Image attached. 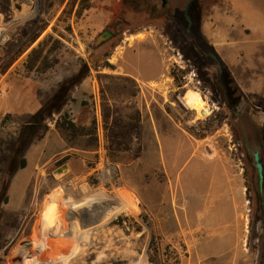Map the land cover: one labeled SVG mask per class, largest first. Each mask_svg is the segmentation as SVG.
<instances>
[{
    "label": "rangeland",
    "instance_id": "1",
    "mask_svg": "<svg viewBox=\"0 0 264 264\" xmlns=\"http://www.w3.org/2000/svg\"><path fill=\"white\" fill-rule=\"evenodd\" d=\"M186 2L0 0V264L214 259L192 251L193 237L179 233L182 222L169 204L175 185L162 164L146 171L149 157L141 156L123 176L115 162L117 151L141 152L138 84L158 75L170 83L161 86L164 103L196 113L195 148L231 150L249 195L239 259L264 264V41L238 22L229 0H195L188 16ZM103 30L113 35L100 41ZM47 35L48 68L28 69L27 53ZM195 90L211 113L183 106L185 92L197 110L210 111ZM224 93L235 115L223 105ZM253 152L263 164L261 189ZM11 159V174L4 173ZM258 201L262 223L254 221Z\"/></svg>",
    "mask_w": 264,
    "mask_h": 264
},
{
    "label": "crops",
    "instance_id": "2",
    "mask_svg": "<svg viewBox=\"0 0 264 264\" xmlns=\"http://www.w3.org/2000/svg\"><path fill=\"white\" fill-rule=\"evenodd\" d=\"M229 1L238 22L257 30L263 42L264 0ZM123 75L132 76L131 73ZM165 80L158 75V78L143 79L144 85L138 84L140 131L136 139L142 142V149L139 154L131 148L117 151L116 165L124 176V166L140 164L141 156L149 157L146 171L153 172L158 163L162 164L166 178L175 185L176 196L174 198L172 194L169 204L175 206L172 218L182 222H179V233L193 237L194 243H190L192 251L214 255L212 261L205 259L202 264L246 263V260L239 259L244 257L246 249V187L238 165L229 149L195 148L198 138L195 130L199 128L193 127L197 115L180 111L177 106L181 104L175 100L164 103L167 92L161 86L170 87ZM153 82H157V86H152ZM183 100L186 109H195L202 115L209 113L208 110H197L185 92ZM215 253L233 255H225L221 259ZM204 257L208 258V254Z\"/></svg>",
    "mask_w": 264,
    "mask_h": 264
},
{
    "label": "trees",
    "instance_id": "3",
    "mask_svg": "<svg viewBox=\"0 0 264 264\" xmlns=\"http://www.w3.org/2000/svg\"><path fill=\"white\" fill-rule=\"evenodd\" d=\"M219 2L221 1V0H218ZM215 4H217V3H215ZM87 6H88V4H86L85 5V8H87ZM50 38V36L49 35H47V36H45V37H43L42 39H40L39 41H38V43L35 45V46H33L30 50H29V52L27 53V57H26V65H27V67H28V69H33V68H39V67H41L42 69H47L48 68V65H47V58H48V56H49V53L53 50V48H51V49H49V50H46L45 48H46V44H47V40ZM236 86V85H235ZM234 86V87H235ZM236 88V87H235ZM237 89V88H236ZM222 102H223V105H226L227 103H229L228 104V106L230 107V109H231V107H232V112L234 113V115H235V113H236V108L235 107H233V104H231L230 102L231 101H229L227 98H226V96H225V93L222 95ZM196 106H198V103H194ZM227 106V105H226ZM227 106V107H228ZM138 113L139 112H137V115H136V120H139V115H138ZM41 116H43L44 117V115H41ZM64 124V123H63ZM67 128H68V130L70 131V132H74V131H76V128H75V126H74V124L72 123V122H68V125L66 126ZM241 131V130H240ZM239 136L241 137L240 138V142L242 143V145L244 146V147H246V140H245V137H244V135H243V133L241 132V134H240V132H239ZM24 142V140H22L21 141V143H23ZM21 145V144H20ZM17 151V150H16ZM16 153V152H15ZM254 153V152H253ZM252 157H253V154H252ZM260 160V159H259ZM253 161H254V157H253ZM261 162V161H260ZM262 163V162H261ZM12 164H13V160L11 159L10 160V163H9V169H6L5 171H4V173L5 172H7V174L8 173H10L11 172V168L10 167H12ZM19 167H23L24 165H25V159L24 158H22L21 160H20V162H19ZM250 165H253L252 164V161H250ZM263 165V164H262ZM254 166H255V161H254ZM255 168H256V166H255ZM11 174V173H10ZM256 178H257V169H256ZM7 181V179H4L3 177H2V179H1V184H2V187H4L5 186V182ZM249 181L252 183H254L255 182V177H254V174H252V173H250V177H249ZM246 196H247V198H249V195H248V187H247V190H246ZM260 198V194L259 193H257V200ZM254 221H255V223H257V222H263V215H262V205H261V202L260 201H258V206H256V208H255V214H254ZM174 263H177L178 262V259L176 258L174 261H173ZM259 264H261V262H259Z\"/></svg>",
    "mask_w": 264,
    "mask_h": 264
},
{
    "label": "water",
    "instance_id": "4",
    "mask_svg": "<svg viewBox=\"0 0 264 264\" xmlns=\"http://www.w3.org/2000/svg\"><path fill=\"white\" fill-rule=\"evenodd\" d=\"M161 5L165 6L167 4V0H160ZM111 35V32L108 30H103L101 33H99L98 37L100 41H104ZM254 161H255V166L257 169V186L259 189H261L262 186V181H263V165L259 160V156L257 152L253 153Z\"/></svg>",
    "mask_w": 264,
    "mask_h": 264
},
{
    "label": "flooded vegetation",
    "instance_id": "5",
    "mask_svg": "<svg viewBox=\"0 0 264 264\" xmlns=\"http://www.w3.org/2000/svg\"><path fill=\"white\" fill-rule=\"evenodd\" d=\"M140 1H142V0H134V2L135 3H138V2H140ZM160 1V0H159ZM195 0H187V2L185 3V5H184V14L186 15V16H188V14H187V10H188V8L190 7V5L194 2ZM109 31V30H108ZM111 32V35L108 37V38H110L112 35H113V32L112 31H110ZM107 38V39H108ZM107 39H105V40H107ZM104 40V41H105ZM24 137V136H23Z\"/></svg>",
    "mask_w": 264,
    "mask_h": 264
},
{
    "label": "bare ground",
    "instance_id": "6",
    "mask_svg": "<svg viewBox=\"0 0 264 264\" xmlns=\"http://www.w3.org/2000/svg\"><path fill=\"white\" fill-rule=\"evenodd\" d=\"M195 92H196V94L199 96V97H201V99H202V102L204 103V105H206L207 107H209L207 104H206V102L203 100V98H202V96H201V94L198 92V91H196L195 90ZM210 109V108H209ZM60 172H63V171H60ZM66 253V252H65ZM60 255V254H59ZM52 256V255H51ZM53 258V257H52ZM49 260V259H48ZM45 264V263H44ZM48 264V263H47Z\"/></svg>",
    "mask_w": 264,
    "mask_h": 264
},
{
    "label": "built area",
    "instance_id": "7",
    "mask_svg": "<svg viewBox=\"0 0 264 264\" xmlns=\"http://www.w3.org/2000/svg\"><path fill=\"white\" fill-rule=\"evenodd\" d=\"M194 84L196 85V87H198V86H199V84H200V81H198V80H197V81H196ZM209 108H210V107H209ZM212 110H213V109H211V108H210V111H209V113H211V112H212Z\"/></svg>",
    "mask_w": 264,
    "mask_h": 264
}]
</instances>
